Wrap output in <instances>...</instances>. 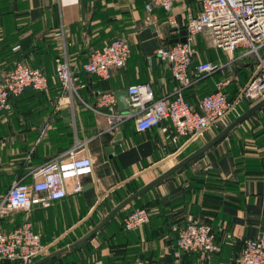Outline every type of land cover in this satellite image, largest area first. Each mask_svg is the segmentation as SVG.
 Segmentation results:
<instances>
[{"label": "crops", "instance_id": "crops-1", "mask_svg": "<svg viewBox=\"0 0 264 264\" xmlns=\"http://www.w3.org/2000/svg\"><path fill=\"white\" fill-rule=\"evenodd\" d=\"M201 1L173 0L165 10L152 0H0V78L19 60L39 64L48 78L46 89H26L11 98L9 109L0 111V201L14 180L29 182L37 166L76 140L85 142L79 154L93 162L92 173L81 177L78 193L43 203L21 216L14 210L3 215V230L27 221L39 234L43 247L32 263L93 231L129 195V183L143 187L228 125L229 117L202 134L181 136L174 143L168 120L145 131L136 130L134 119L111 129L106 115L85 105H95L100 95L113 93L114 109L126 110L128 96L123 92L143 82L150 84L156 98L172 96L177 82L157 48L185 40V24L200 10ZM115 36L128 39L127 63L112 67L106 80L84 71L82 64L90 52ZM193 43L191 79L199 60H212L219 68L184 88L185 99L197 107L218 82H225L238 98L255 72L254 57L241 56V49L228 53L216 48L208 29L195 35ZM58 59L68 61L80 99L69 96L56 80ZM262 98H239L228 115L239 116ZM65 109L69 117L63 115ZM117 133L120 139L112 146ZM108 146H112L109 152ZM73 183L67 180L66 186ZM136 206L147 210L149 220L126 232L121 229L122 219ZM190 222L206 224L214 232L218 246L214 254L178 249L177 229ZM258 236H264V105L203 154L121 207L60 258L70 264H236L244 241ZM59 259L40 264H60ZM0 264L22 263L0 260Z\"/></svg>", "mask_w": 264, "mask_h": 264}, {"label": "built area", "instance_id": "built-area-1", "mask_svg": "<svg viewBox=\"0 0 264 264\" xmlns=\"http://www.w3.org/2000/svg\"><path fill=\"white\" fill-rule=\"evenodd\" d=\"M165 10L171 8L173 0H152ZM150 7V3L147 4ZM204 29L210 31L216 48L233 53L241 49V56H253L255 72L243 85L238 98L230 99L225 91V82H218L213 92L201 97L197 107L190 104L183 95V89L204 76L217 71L219 64L206 59L194 65L192 79L189 66L194 61L195 35ZM157 54L167 59L171 75L177 82V89L170 97L154 96L149 83H136L127 87L128 109H114L116 97L113 93L100 95L95 105H85L106 115L111 121V129L134 119L135 128L145 131L168 120L172 126L171 141L177 142L181 136L202 134L217 125L234 110L239 98L249 101L264 97V0H202L200 10L185 24V40L163 44ZM130 55V45L124 36H115L89 54L83 67L90 74L108 79L112 67H122ZM55 78L69 96H77L78 86L73 72L65 59H58L54 71ZM48 78L39 67H32L17 61L0 78V111L10 108V100L21 95L26 89L44 90ZM102 108V109H100ZM85 142L76 140L61 154L37 166L31 172V180H14L0 201V260L20 261L31 264L42 249L39 234L29 222H23L10 230L1 228V220L6 212L32 208L49 201H57L69 193H78L82 188L81 177L93 170V162L87 155H80ZM73 180L67 187L66 181ZM149 220L145 208L136 207L122 219L125 230L133 231L144 226ZM176 245L185 253L211 254L217 251L214 233L200 222H190L177 229ZM236 264H264V236L248 238L244 241Z\"/></svg>", "mask_w": 264, "mask_h": 264}, {"label": "water", "instance_id": "water-1", "mask_svg": "<svg viewBox=\"0 0 264 264\" xmlns=\"http://www.w3.org/2000/svg\"><path fill=\"white\" fill-rule=\"evenodd\" d=\"M124 94H127V91L123 92ZM121 95V94H120ZM119 94L116 95L117 98L118 96H120ZM264 105V98H262L261 100H259L258 102H256L255 104H253L250 108H248L245 112H243L242 114H240L239 116H237L233 121H231L227 126H225V128H223L218 134H216L212 139H210L207 143H205L203 146H201L200 148H198L197 150H195L194 152H192L190 155H188L187 157H185L182 161H180L179 163H177L175 166H173L169 171H167L166 173L158 176L157 178H155L154 180H152L151 182H149L148 184L144 185L143 187H141L140 189H138L136 192H134L132 195H130L128 198H126L122 204L118 205L116 208H114L112 210V212L104 219L103 222H101L93 231H91L89 234L85 235L84 237L76 240L75 242L69 244L68 246H65L64 248L58 250L57 252L48 255L34 263L31 264H40L48 259H51L57 255L62 254L63 252L67 251L68 249H71L75 246H77L78 244H80L81 242L85 241L86 239H88L90 236H92L109 218H111V216H113L121 207L125 206L126 204H128L130 201H132L135 197L141 195L144 191H146L147 189L153 187L154 185H156L157 183H159L161 180H163L165 177H167L169 174L175 172L176 170H178L179 168L183 167L184 165H186L187 163H189L190 161H192L193 159L197 158L198 156H200L201 154H203L206 150H208L211 146H213L214 144H216L217 142H219L222 138H224L233 128H235L240 122H242L243 120H245L248 116H250L252 113H254L257 109H259L261 106ZM127 110V109H126ZM124 111V110H121ZM63 115L64 116H68L69 117V111L67 109L63 110ZM70 118L67 119V121H69ZM120 139V133H117L114 136L113 142H112V146L114 144H116ZM112 146H108L106 148V151L109 152L112 150Z\"/></svg>", "mask_w": 264, "mask_h": 264}, {"label": "trees", "instance_id": "trees-1", "mask_svg": "<svg viewBox=\"0 0 264 264\" xmlns=\"http://www.w3.org/2000/svg\"><path fill=\"white\" fill-rule=\"evenodd\" d=\"M87 61V60H86ZM26 64H28L29 66H32V67H39V68H41L40 67V65L39 64H37V63H35V62H30V63H26ZM82 67H83V64H82ZM83 69H84V71H86V69L83 67ZM41 71H42V68H41ZM54 71H55V69H54ZM87 72V71H86ZM45 73V72H44ZM46 75V74H45ZM57 80V79H56ZM27 90H33V89H30V88H28ZM26 90V91H27ZM225 91L227 92V94L229 95V98L230 99H235V96L236 95H233V94H231L230 93V91H229V89H228V87H225ZM203 97V96H202ZM249 108V105H247L245 108H244V110H247ZM236 114V113H235ZM229 117V118H228ZM237 117V114L236 115H231V117H230V115H227L226 116V118H228L227 119V124H229L231 121H233L235 118ZM223 128H220V129H218V131L220 132L221 130H222ZM187 165V164H186ZM185 165V166H186ZM142 186H134V187H131V184L129 183L128 185H127V193L129 194L128 196H130V195H132L134 192H136L138 189H140ZM128 196H126L125 198H127ZM140 196V195H139ZM125 198H123L122 200H120V202L119 203H122L123 202V200L125 199ZM137 198H138V196L137 197H135L132 201H134V200H137ZM137 207V206H136ZM140 207H143V206H140ZM135 207H133L132 209H130L127 213H129L130 211H132L133 209H134ZM119 211V210H118ZM126 213V214H127ZM125 214V215H126ZM124 215V216H125ZM96 226H98V225H96ZM95 226V227H96ZM121 229L122 230H124V231H126V232H129V231H127V230H125L124 229V227H123V225H122V222H121ZM213 232V231H212ZM214 233V232H213ZM214 236H215V234H214ZM215 242H216V236H215ZM78 246V245H77ZM77 246H75V247H73L72 249H75ZM66 253L68 252V250L67 251H65ZM196 254H202V253H196ZM211 254H214V253H211ZM56 258H60V255H57V256H55V257H53V258H51V259H48V260H46L44 263H46V262H51V261H53L54 259H56ZM60 260V264H70V262H67V261H64V259H62V258H60L59 259ZM6 261H10V260H6Z\"/></svg>", "mask_w": 264, "mask_h": 264}, {"label": "rangeland", "instance_id": "rangeland-1", "mask_svg": "<svg viewBox=\"0 0 264 264\" xmlns=\"http://www.w3.org/2000/svg\"><path fill=\"white\" fill-rule=\"evenodd\" d=\"M14 211H17V212H19L20 214V216L22 215V213H23V211H21V210H14Z\"/></svg>", "mask_w": 264, "mask_h": 264}]
</instances>
